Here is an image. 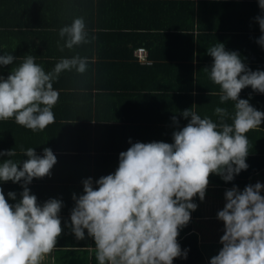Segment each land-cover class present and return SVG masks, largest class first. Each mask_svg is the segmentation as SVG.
<instances>
[{
  "label": "clouds",
  "instance_id": "obj_1",
  "mask_svg": "<svg viewBox=\"0 0 264 264\" xmlns=\"http://www.w3.org/2000/svg\"><path fill=\"white\" fill-rule=\"evenodd\" d=\"M258 6L261 15L255 20L261 35L256 42L264 48V0H258ZM58 35L60 51L90 42L83 17H74ZM206 51L213 59L204 70L219 86L220 103L234 101L233 110L216 107V121L190 108L183 110L181 115L190 120L179 127L172 116L178 130L172 132L171 143L129 139L130 147L119 153L112 173L95 182L91 177L82 180L83 194H73L74 206L64 226L76 240L85 239L86 230L98 264H173L174 258L186 259L188 249L181 248L177 237L197 208L192 198L203 201L210 174L228 182L248 168L246 133L260 128L264 112L238 95L246 86L264 93V70H250L238 52L226 51L220 42ZM16 58L0 55V66ZM88 64V57L75 54L60 57L46 72L34 56L23 57L6 78L0 76V120L14 119L33 132L42 131L55 121L52 109L59 90L53 83L62 72L85 73ZM22 151L26 159L14 161L12 148L0 150V182L20 183L23 189L18 200L15 192L7 193L16 201L10 204L0 188V264H41L56 249L62 232L63 201L37 202L27 187L33 178L50 175L57 157L47 147L42 155L32 147ZM262 188L257 181L243 190L235 185L225 190V204L216 213L223 222L222 247L208 264H264Z\"/></svg>",
  "mask_w": 264,
  "mask_h": 264
},
{
  "label": "crops",
  "instance_id": "obj_2",
  "mask_svg": "<svg viewBox=\"0 0 264 264\" xmlns=\"http://www.w3.org/2000/svg\"><path fill=\"white\" fill-rule=\"evenodd\" d=\"M1 1L0 55L17 57L11 65L0 66L3 72L10 73L27 55L34 56L46 72L60 57L79 54L89 58L85 73L62 72L53 83L59 98L52 111L63 115L55 117L53 124L42 131H28V138L33 139L28 140L29 145L38 147L36 151L45 147L52 151H89L90 173L75 174L81 187L80 174L95 182L112 173L118 166L119 153L130 147L129 139L133 143H171L172 132L178 130L172 116H176L179 127L190 120L181 115L183 110L190 108L214 121L216 107L233 110L234 101L220 103L216 94L219 86L204 70L212 63L213 58L206 51L210 46L223 43L226 51L238 52L250 70H264V48L256 42L261 35L255 20L261 15L258 0ZM74 17L84 18L90 42L60 51L59 29ZM138 39L141 46L149 44L144 46L147 62L137 63L128 56L126 47L129 49L132 40ZM238 98L247 99L264 112V93L251 86L241 89ZM246 135L248 168L228 182L210 174L203 201L192 198L197 208L191 212V219L203 254L202 264H208L222 247L219 238L223 222L216 213L225 204V190L233 185L243 190L257 181L264 185V168L245 174L264 156V120L260 128L249 130ZM260 194L264 196V188ZM36 197L40 202L46 199L38 194ZM64 204L62 209L67 208ZM60 216L62 230H68L61 211ZM50 263L46 257L41 262Z\"/></svg>",
  "mask_w": 264,
  "mask_h": 264
},
{
  "label": "trees",
  "instance_id": "obj_3",
  "mask_svg": "<svg viewBox=\"0 0 264 264\" xmlns=\"http://www.w3.org/2000/svg\"><path fill=\"white\" fill-rule=\"evenodd\" d=\"M1 3H4V1L2 0ZM141 45V39H138L137 41L132 40V45L129 49L128 47H126L127 53H129L128 56L133 58L134 60L136 59V62L137 58L134 56L133 50ZM148 45L149 44L147 42L144 43V46L148 47ZM139 62L140 61L138 60L137 63ZM139 67H141L140 64ZM143 67L149 68L150 66L143 65ZM8 75L9 73L0 70V76L6 78ZM54 115L55 117H57L63 114ZM29 130L31 129L17 124L14 119L0 120V150H7L12 148V150L15 152V156L11 157V159H13L14 161L26 159V157H24L23 155V149H27L29 147L34 148L35 151L39 149L36 146L29 145L28 140H33L31 138H28ZM75 141H79L78 137H76ZM36 153L38 155H42V151H36ZM53 153L57 157V161L50 170V175H46L42 178H33L31 183L27 185V187L30 189V192L32 194H38L40 197L46 198L44 199L45 201L49 199L47 198L48 196L54 198H56L55 196L61 197L64 202L66 201V203L63 204L67 208H61V212H63L64 216L66 217L63 218L65 221L69 219L70 211L74 206V201L73 199H71V197L74 193L76 195H79L80 192L81 194H83V187H81L79 183H76L79 182L78 180L80 178H77V176L75 177V174H78L80 171L84 173L86 171L87 175L90 173L92 168L91 156L89 155V151L80 150L53 151ZM258 156L260 155L258 154ZM2 158L7 159L8 157ZM101 163L102 162H100V164ZM262 168H264V156H262L260 160L255 162L254 165L251 166L250 170L246 171L245 174L261 170ZM80 176L82 177L81 180H83L84 176L82 174H80ZM0 188L3 189L5 198L10 204L15 203L16 201L9 199L7 193L9 191L15 192L17 194L16 199L18 200L20 198L19 193L23 190L20 183H13L12 181L0 182ZM63 196L70 199L67 200ZM37 199L40 198L37 197ZM40 201L41 200L37 202ZM192 222L193 220L190 217L189 223L182 229H180L179 235L177 237L178 243L180 244L181 248L188 249L187 258H174L173 264H202L203 262V254L201 253L199 248L198 236L196 232L193 231ZM62 231L63 232H61V235L57 238L56 249H54L50 256L47 258L51 260L50 264H98L95 257L94 241L91 238L90 242L86 230L85 239L83 240H76L74 235L71 233L70 228L68 230Z\"/></svg>",
  "mask_w": 264,
  "mask_h": 264
},
{
  "label": "built area",
  "instance_id": "obj_4",
  "mask_svg": "<svg viewBox=\"0 0 264 264\" xmlns=\"http://www.w3.org/2000/svg\"><path fill=\"white\" fill-rule=\"evenodd\" d=\"M146 48L144 46H139V47H136L134 50H133V54L134 56L137 58V60L141 61V62H147L148 59H147V54H146Z\"/></svg>",
  "mask_w": 264,
  "mask_h": 264
},
{
  "label": "rangeland",
  "instance_id": "obj_5",
  "mask_svg": "<svg viewBox=\"0 0 264 264\" xmlns=\"http://www.w3.org/2000/svg\"><path fill=\"white\" fill-rule=\"evenodd\" d=\"M49 257V254L46 256V259Z\"/></svg>",
  "mask_w": 264,
  "mask_h": 264
}]
</instances>
